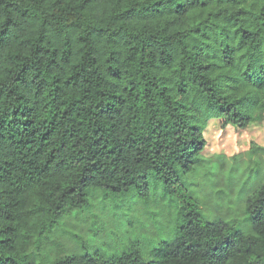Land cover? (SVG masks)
I'll return each mask as SVG.
<instances>
[{
  "label": "trees",
  "instance_id": "trees-1",
  "mask_svg": "<svg viewBox=\"0 0 264 264\" xmlns=\"http://www.w3.org/2000/svg\"><path fill=\"white\" fill-rule=\"evenodd\" d=\"M212 119L264 122V0H0V264H264V147L214 162ZM132 197L150 229L44 254Z\"/></svg>",
  "mask_w": 264,
  "mask_h": 264
},
{
  "label": "rangeland",
  "instance_id": "rangeland-1",
  "mask_svg": "<svg viewBox=\"0 0 264 264\" xmlns=\"http://www.w3.org/2000/svg\"><path fill=\"white\" fill-rule=\"evenodd\" d=\"M204 136L207 142L203 152L205 157L213 159L214 162H216L217 157L225 158L228 162L238 157L239 163L248 164L251 160L257 158L256 155L249 156L252 145L264 147V122L241 130L231 126L224 129L222 121L212 119L207 123ZM214 162L211 164L210 170L218 173L221 167ZM231 164L228 163V167L226 166L228 173ZM201 175L200 172L199 176ZM129 202L136 206L133 211L126 210L125 208L122 211H114L109 205L103 206L96 201L93 208L86 214L69 217L58 232L49 240L50 243L46 247V253L44 254L53 257L60 250L64 251L73 247H79L80 243L91 244L94 249L100 247L104 249L102 250L104 253H110L108 252L110 248L109 244L115 246L120 242H110V238L107 235L115 234L116 236L123 237L127 234V230H131L133 227L140 228L141 222H143L142 228L150 229V222L142 212L143 201L132 197ZM110 205L114 207L112 202H110ZM204 211L207 215H213L209 209L204 208ZM130 220L133 221V224L130 223ZM96 223H98V226H95ZM153 230L155 231V229ZM155 246H160V241H152L146 245L145 253L147 254V258L150 256L151 249Z\"/></svg>",
  "mask_w": 264,
  "mask_h": 264
}]
</instances>
